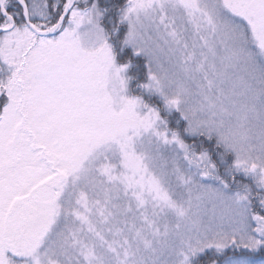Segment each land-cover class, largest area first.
Wrapping results in <instances>:
<instances>
[{
	"label": "snow or ice",
	"instance_id": "1",
	"mask_svg": "<svg viewBox=\"0 0 264 264\" xmlns=\"http://www.w3.org/2000/svg\"><path fill=\"white\" fill-rule=\"evenodd\" d=\"M0 264H264V0H0Z\"/></svg>",
	"mask_w": 264,
	"mask_h": 264
}]
</instances>
